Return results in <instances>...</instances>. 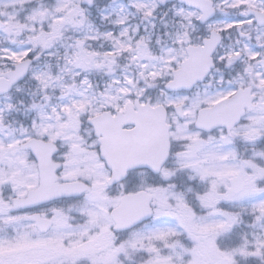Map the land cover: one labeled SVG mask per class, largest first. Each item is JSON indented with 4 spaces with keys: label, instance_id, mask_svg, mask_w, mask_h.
I'll list each match as a JSON object with an SVG mask.
<instances>
[{
    "label": "snow or ice",
    "instance_id": "6c2138e0",
    "mask_svg": "<svg viewBox=\"0 0 264 264\" xmlns=\"http://www.w3.org/2000/svg\"><path fill=\"white\" fill-rule=\"evenodd\" d=\"M0 264H264V0H0Z\"/></svg>",
    "mask_w": 264,
    "mask_h": 264
}]
</instances>
